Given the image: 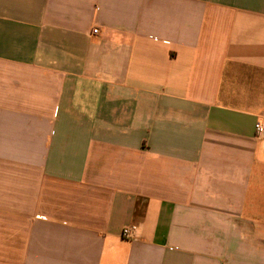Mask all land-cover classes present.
Returning <instances> with one entry per match:
<instances>
[{
    "label": "crops",
    "instance_id": "obj_1",
    "mask_svg": "<svg viewBox=\"0 0 264 264\" xmlns=\"http://www.w3.org/2000/svg\"><path fill=\"white\" fill-rule=\"evenodd\" d=\"M258 123L264 0H0V264H264Z\"/></svg>",
    "mask_w": 264,
    "mask_h": 264
},
{
    "label": "built area",
    "instance_id": "obj_2",
    "mask_svg": "<svg viewBox=\"0 0 264 264\" xmlns=\"http://www.w3.org/2000/svg\"><path fill=\"white\" fill-rule=\"evenodd\" d=\"M94 34H99V29L98 28H94L93 30ZM256 130H257V135L259 138H263L264 137V126L260 123H258L256 125ZM140 227L138 225H131V226H127L125 228H123L122 230V237L125 239H134L137 237V234L139 232Z\"/></svg>",
    "mask_w": 264,
    "mask_h": 264
}]
</instances>
